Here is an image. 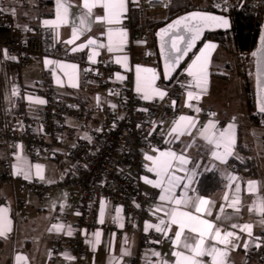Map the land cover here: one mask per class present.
I'll return each mask as SVG.
<instances>
[{
    "label": "crops",
    "instance_id": "obj_1",
    "mask_svg": "<svg viewBox=\"0 0 264 264\" xmlns=\"http://www.w3.org/2000/svg\"><path fill=\"white\" fill-rule=\"evenodd\" d=\"M203 1L206 3V0ZM129 2L130 0H125L126 10L121 14L119 22L111 24L97 19L106 16V10L97 6L89 14L83 6V0H52V4L46 7L43 13L40 4L32 8L28 4L24 6L14 0H10L4 8L13 16L15 26L25 28L33 24L40 25L53 41L69 46V50L63 51L60 57L35 58L24 71L28 74L25 76L27 81L37 78L41 69L48 70L53 76L57 92L70 105L85 111L92 110L97 105L114 103L129 87L142 100L158 101L161 105L155 121V131L163 136L166 144L158 148L143 149L144 171L141 176V188L146 193L157 194L156 202L146 205L149 217L143 229L167 235L168 242L166 244L152 242L141 247L137 237L133 236L130 245L126 246L123 239L112 231L86 230L83 232V241L86 247L92 250L86 264H130L134 259H138L139 264H185L182 257H191L199 261V264H214L213 257L207 254L195 256L184 247L185 242L194 244L199 239L204 240L202 249L206 250L211 246L218 250L215 264H260L247 263L246 253L255 245L257 239L264 235V130L248 121L245 110L240 105L239 90L235 86V60L231 54L221 49L217 41L204 40L178 73L177 78L180 79L182 86L177 95H173L170 88L160 83L155 51L153 61L145 62V44L133 39L131 25L134 24L131 16L129 17ZM164 12L155 10L151 16L154 19H161ZM110 29L112 51L108 50ZM90 39L95 40L96 44L88 45ZM86 52L91 53L93 62L103 56L118 68L113 77L115 95L108 96L104 88L96 85L87 94L81 92L80 61ZM201 52L204 53L201 63L205 65L206 79L201 81L200 87H196L194 77L188 75V69ZM137 68L141 69L139 81ZM144 69H151L156 74L152 87L166 93L163 99L155 95L152 99H144V91H137L138 83L143 89L145 80L151 79L152 76V72H146ZM128 73L132 76L131 86L126 83ZM188 92L198 95L199 99L188 101ZM78 96L84 97L85 100H77ZM28 100L36 106L40 104L36 97L30 96ZM167 109H173L176 113L166 117ZM208 114L210 117H207ZM181 116L190 118L194 126L190 125L189 121H180ZM209 124L214 125V128L205 134L203 130ZM178 125L182 131L190 130L191 135L173 133L172 129ZM71 131L75 132V138H70ZM221 132L228 138L227 146L221 145L217 149L214 144L203 138L204 135H209L210 139H215ZM82 136L78 124L70 119L66 139L70 142L65 144L70 146ZM226 151L229 153L225 157L226 163H222L213 155L217 153L224 156ZM162 152L182 154L190 160V163L182 166L183 170H175L174 167L175 175L182 179L168 194L183 201L187 187V196L191 198V203L187 207H184L183 203L176 205L174 202L160 199L161 195H166L164 191L168 187L166 183L160 187L154 186L161 178L155 172L149 171L155 164L146 159V156L160 158ZM247 160L253 165L252 175L247 174L248 170L246 172L239 170V164ZM47 163L44 165L33 163L24 145L15 146L12 165L15 176L34 178L44 183L52 182V178H62L63 173L60 170L57 175L53 170L47 175ZM177 163L174 162V165ZM231 164L235 165L236 170H231ZM192 172H195V176L189 184V175ZM207 174L216 175L221 180V187L205 195L199 191L198 182L201 176ZM148 180L153 183H147ZM0 196L5 198L4 203L0 204V210H3L0 211V229L4 231V235H0V264H13V257L17 252L25 253L31 264H64V259L53 258L51 246L56 237L60 235L69 237L76 232L78 202L71 198L69 190L57 188L47 195L42 203H38L32 193L5 184L0 187ZM197 199L207 201L199 205L200 211L194 207ZM237 200L238 202L234 203ZM172 209L177 213H190L194 219L188 220L177 215L178 223H172V217L167 214ZM65 220L68 222L66 225ZM161 220L165 223L161 224ZM200 221H206L213 227L207 228V225L200 224ZM96 222L105 226L115 224L118 230H122L126 224V217L119 206L103 201ZM179 222L184 223L183 232H180ZM244 225H251V234L247 230H241ZM157 227L161 230L157 231ZM193 227L197 231H191ZM217 230L220 231L221 240L228 232H232L233 236L227 238V243H221L214 238ZM201 232L205 233L202 237ZM178 233L180 240L176 241ZM175 253H181L182 256ZM64 256H71L70 248L65 249Z\"/></svg>",
    "mask_w": 264,
    "mask_h": 264
},
{
    "label": "built area",
    "instance_id": "obj_2",
    "mask_svg": "<svg viewBox=\"0 0 264 264\" xmlns=\"http://www.w3.org/2000/svg\"><path fill=\"white\" fill-rule=\"evenodd\" d=\"M0 0V187L5 184L17 186L33 194L42 203L57 188L69 190L71 198L78 202L76 232L71 236L60 235L52 242L54 259H64V264H86L92 250L83 241V232L102 230L114 232L126 246L136 236L139 245L166 244L168 236L143 229L149 217L148 203L157 200V194L146 193L141 188L144 171L145 147L158 148L166 144L163 136L155 131V121L160 112L158 101L147 102L139 98L131 87L123 91L114 103L95 106L91 112L70 105L53 83L52 74L41 69L38 77L27 81L24 71L37 57H60L69 46L56 43L40 25L19 28L13 16L4 10ZM29 7L36 8L40 0H27ZM206 5L217 13L229 16L235 12L245 14L264 13V0H206ZM170 0H130L129 17L138 10L139 21L131 25L135 41L145 44V62H152V30L149 21L155 10L166 11ZM250 52L239 53L236 68L239 82L246 83ZM81 92L89 93L93 86L104 88L108 96L115 95L113 77L118 68L100 56L92 61L86 52L80 61ZM17 69L14 71V69ZM132 76L127 74L126 83L131 86ZM180 79L174 78L172 87L179 89ZM44 101L39 105L29 102L28 97ZM167 109L165 116L174 115ZM257 126L264 130V115L256 111ZM210 117V114L207 115ZM73 119L83 133L74 144L66 145L68 121ZM24 145L33 163L44 165L58 162L63 176L44 183L38 179L17 177L12 172L15 146ZM236 170L235 165H230ZM5 198L0 196V204ZM103 201L119 206L126 217L124 229L116 225H98L97 214ZM65 225L68 223L64 221ZM66 248L71 256L65 257ZM247 263H264V235L247 250ZM130 264H139L134 259Z\"/></svg>",
    "mask_w": 264,
    "mask_h": 264
},
{
    "label": "snow or ice",
    "instance_id": "obj_3",
    "mask_svg": "<svg viewBox=\"0 0 264 264\" xmlns=\"http://www.w3.org/2000/svg\"><path fill=\"white\" fill-rule=\"evenodd\" d=\"M83 6H84V8H86L88 10L89 14H91L92 9L94 7H97V6L106 10L107 15L97 17V19L101 22L106 21L109 24H111L113 22H119V18L121 16V14L126 10L125 9V0H83ZM193 18L198 19L200 21V23L183 24V27L186 29V31L191 34L187 40V43H185L184 47L183 48L180 47V44L184 43V41H185L184 35L176 36L171 41V49L176 53V55H174V56L170 55V57H169L171 68H175L179 65L181 59L187 55V53L193 48L195 42L200 38L205 27L213 26L212 22H219V24L221 26H226L228 24L227 20H224L220 17L207 16V15L201 14V13H194L192 17H185L183 19L191 21ZM181 24H182V20H177L175 22V24H173L171 26L172 30L178 31L179 26ZM165 31L167 32L168 30H165ZM74 35H75V30H74ZM108 39L110 42L108 50L112 51L113 48L111 46V40H112L111 29L109 30ZM68 42L71 43L72 41H68ZM87 44L88 45H95L96 41L90 39V40H88ZM102 46L103 45H101V47ZM206 47H214V45H206ZM203 56H204L203 52H201L200 55L196 56L195 60L191 64V67H189V69H188V75L194 77L196 87H200L201 81L206 79V73L204 72L205 65L201 63V57H203ZM117 62H119V61H117ZM136 71H137V79L139 81V79H140L139 73H140L141 69L137 68ZM144 71L152 72L151 79L145 80V82L143 84V89L141 88L140 84L138 83L137 91L138 92L141 90L144 91V99H152L154 95L158 96L160 99H163L164 96L166 95V93L159 90V89L152 87V85L156 79V74L151 69H144ZM120 78L123 79V77H120ZM187 97H188V101H192L194 99H196V100L199 99V96L194 95L192 92H188ZM37 102L38 103H44V101H42V100L37 101ZM189 106H191V104H189ZM197 111H199V109H197ZM261 111H264V108H262ZM180 121H189L190 125L194 126V124L191 122L190 118H188V117L181 116ZM211 128H214V125L209 124V126L207 128H205L203 130V132L205 134L209 133V129H211ZM172 132L176 133L178 135H184V134L191 135L190 130L184 129L182 131L179 125L177 127L173 128ZM203 138L206 139L208 141V143L214 144L217 149L220 148L221 145L227 146V142H228V138H227L226 134L223 132H221L219 134V136L216 137L215 139H210L209 135H204ZM228 154L229 153L227 151L225 152L224 156H221L217 153H213L214 157L216 159H219L222 163H226L225 157ZM146 159H148L149 161H153V163L155 164V167L150 168L149 171L155 172L156 175L161 178L159 181H157L154 184V186L160 187L161 184H163V183H166L168 185V187L164 189L166 195H161L160 199L162 201L168 200L170 203L174 202L176 205H180L181 203H183L184 207L189 206V204L191 203V198L187 196V187L185 188V195H184L183 201H181L180 199H174L173 196L168 195V194L172 192V189L177 184H179L181 179H182L181 177H178L175 175V170H183L182 166L190 163V160L188 158H186L184 155H182V154L177 155L174 152H167V153L162 152L160 154V158H154L153 156H146ZM174 162H178V163L174 165ZM174 167H175V170H174ZM37 168L39 169V166H37ZM194 176H195V172H192L189 175V180H188L189 184L192 182V178ZM146 182L147 183H153L150 180H148ZM249 186L251 189V187H252L251 182H250ZM237 191H239V188H237ZM237 202H238V200L234 201V203H237ZM203 203H207V201H202V200L197 199V203H196V205H194V207H196L197 211H200L199 205L203 204ZM0 211H3V210H0ZM167 214L172 217V220H171L172 223H178V221L176 219L177 215L186 217L188 220L194 219V217L190 213H187V212L177 213V211L175 209L170 210ZM160 223L164 224L165 222L163 220H161ZM199 223L207 225V228L213 227L210 223H208L206 221H200ZM232 227H237V225H232ZM179 228H180V232H183L184 223L179 222ZM156 230L160 231L161 229L159 227H157ZM241 230H247L249 232V234H251V225H244ZM191 231L195 232V231H197V229L195 227H193L191 229ZM204 234H205L204 232H201L200 236L202 237ZM0 235H4V231L2 229H0ZM232 236H233V233L228 232V233H226L223 240H221L220 231L217 230L215 232L214 238L217 241H220L221 243H227L228 242L227 238L232 237ZM179 240H180V234L178 233L176 235V241H179ZM203 245H204V240L199 239V241L197 243H194V244L185 242L184 247L189 249L192 253H194L195 256H202V255L207 254V255L213 257L214 264H215V257L218 254V250L215 247H211V246L208 249L204 250V249H202ZM245 247H246V245H245ZM175 255L182 256L181 253H175ZM182 259L185 262V264H199V261L192 259L191 257H182Z\"/></svg>",
    "mask_w": 264,
    "mask_h": 264
},
{
    "label": "trees",
    "instance_id": "obj_4",
    "mask_svg": "<svg viewBox=\"0 0 264 264\" xmlns=\"http://www.w3.org/2000/svg\"><path fill=\"white\" fill-rule=\"evenodd\" d=\"M19 2L21 5H27V0H14ZM52 4V0H40V10L43 13L44 9ZM194 10H204L217 13L212 7L206 5L203 0H170V6L164 12V17L161 19H151L149 25L152 30L151 46L155 51L156 65L160 71V83L162 86L170 88L173 95H177L179 89L171 88L173 81L169 84L165 83L161 74L159 58L155 50V31L163 26L165 23L169 22L173 18L190 12ZM132 24L135 26L139 21L138 10H133L131 14ZM232 29L229 32H214L207 34L205 39H212L219 43L221 49L228 52L233 56L236 61L239 53L250 52L251 56L249 58L248 73L246 76V83L243 85L242 93L240 96V105L245 110V115L248 121L252 124L257 125L258 119L253 115L255 111L254 95H253V52L256 47V41L261 29L263 13L255 14H245L242 12L235 11L230 15ZM203 40V41H204ZM200 46V45H199ZM193 55V54H192ZM190 58V57H189ZM17 69L15 68L14 71ZM180 72V71H179ZM176 78V77H175ZM77 100H85L84 97L78 96ZM91 112V109H87ZM75 132L71 131L70 138H75ZM239 170L241 172H246L248 170V175H252L254 172L253 165L251 161L247 160L239 164ZM221 187V180L213 174H207L201 176L198 182V189L201 193L208 195ZM262 264V263H260ZM264 264V263H263Z\"/></svg>",
    "mask_w": 264,
    "mask_h": 264
},
{
    "label": "water",
    "instance_id": "obj_5",
    "mask_svg": "<svg viewBox=\"0 0 264 264\" xmlns=\"http://www.w3.org/2000/svg\"><path fill=\"white\" fill-rule=\"evenodd\" d=\"M194 13H201L207 16L220 17L224 20L228 21L226 26H221L219 22H212L211 27H205L200 38L195 42L193 48L184 56L179 65L175 68L170 67V55L174 56L176 53L171 49V41L176 36L184 35L185 41L180 44V47L183 48L189 36L191 35L186 31L183 27V24L189 23H200V21L196 18H193L191 21L184 20L185 17H192ZM177 20H182V24L179 26V30H172L171 26L175 24ZM232 29V23L229 16L222 15L215 12L204 11V10H194L184 14H181L169 22L165 23L163 26L159 27L155 31V50L156 54L159 58L161 74L165 83H171L174 78L178 75L179 71L183 67V65L187 62L189 57L195 53V51L199 48V45L203 42L207 34L214 32H229ZM165 30H168L167 32ZM253 95H254V104L255 111L263 114L264 111H261L264 108V13L261 29L259 31L256 47L253 52ZM13 264H31L28 256L25 253L17 252L13 257Z\"/></svg>",
    "mask_w": 264,
    "mask_h": 264
},
{
    "label": "rangeland",
    "instance_id": "obj_6",
    "mask_svg": "<svg viewBox=\"0 0 264 264\" xmlns=\"http://www.w3.org/2000/svg\"><path fill=\"white\" fill-rule=\"evenodd\" d=\"M10 0H7L6 2H5V6H6V4H8V2H9ZM5 8V7H4ZM162 12H163V10H162ZM163 17V16H162ZM239 58H237L236 59V62H237V60H238ZM236 62L234 63V68H235V70H236V72H235V86H236V88L239 90V96H241V93H242V89H243V82H239V79H238V73H237V68H236ZM250 62L249 61H247L246 62V64L248 65ZM23 75H24V77L25 76H27L28 74H26V73H23ZM235 108V107H234ZM72 120V122H74V123H76V121L75 120H73V119H71ZM79 132H80V130H79ZM82 133L80 132V135H81ZM62 141L64 142V143H69L70 141H67L66 139H62ZM58 162H50V163H47L46 164V173H47V175H50V173H51V170H53V171H55V174L57 175V174H59V170H60V166L57 164ZM62 172V171H61ZM19 240H20V237H19ZM19 243H20V241H19ZM18 243V244H19Z\"/></svg>",
    "mask_w": 264,
    "mask_h": 264
}]
</instances>
